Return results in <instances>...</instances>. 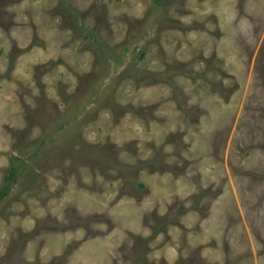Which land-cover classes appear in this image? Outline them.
I'll list each match as a JSON object with an SVG mask.
<instances>
[{
	"label": "rangeland",
	"instance_id": "374dc122",
	"mask_svg": "<svg viewBox=\"0 0 264 264\" xmlns=\"http://www.w3.org/2000/svg\"><path fill=\"white\" fill-rule=\"evenodd\" d=\"M0 264H264V0H0Z\"/></svg>",
	"mask_w": 264,
	"mask_h": 264
}]
</instances>
